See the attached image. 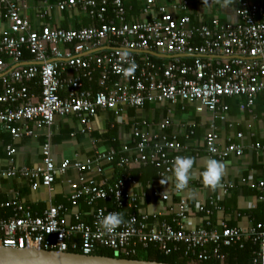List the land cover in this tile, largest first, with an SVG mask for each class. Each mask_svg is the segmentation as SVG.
Masks as SVG:
<instances>
[{
	"label": "built area",
	"instance_id": "2783aa9c",
	"mask_svg": "<svg viewBox=\"0 0 264 264\" xmlns=\"http://www.w3.org/2000/svg\"><path fill=\"white\" fill-rule=\"evenodd\" d=\"M129 1L59 0L56 7L60 12L81 13L91 24L78 29L42 26L34 30L21 14L24 0H0V13L8 25L7 33L0 37L1 132L17 140L33 133L30 124L37 129L51 128L56 117H74L87 128L100 112L119 116L126 108L141 110L146 105L179 101L196 103L219 120L226 118L227 99H243L241 111L253 108L264 93V6L234 0L238 23L213 19L195 28L187 0L172 7L175 13L181 12L179 17L166 6L156 5V0H142L137 19L129 15ZM223 1L207 0V6ZM25 52L30 59L23 58ZM170 124V117L156 128L143 122L133 127L130 146L120 151L97 150L85 162L65 161L56 167L48 142L42 146L38 164L0 169V178L24 179L32 190L39 186L50 190L69 170L80 181L87 175L104 176L109 168L116 174L112 181L105 177L71 194L72 207L78 208L80 202L87 207L71 218L63 206L31 215L18 201L1 203L12 214L0 218V247L83 256L107 249L127 259L151 245L164 255L183 245V257L189 264L209 260L223 264L221 248L243 249L250 243L256 247L250 264H264V223L247 230L225 221L218 227L212 225L213 214L222 211L213 199L196 209L204 226L185 229L184 221L195 210L190 211L184 198L173 202L159 184L173 172L174 158L189 149L188 144L167 138L164 132ZM193 135L194 125L190 124L185 141ZM218 143L219 135L212 127L204 137L207 155L219 161L228 155H243L238 144L219 149ZM252 151H264V146L255 144ZM7 154L14 156L15 149L8 147ZM139 166L157 170L144 188L131 175ZM221 188L226 193L228 185ZM257 189L264 190V183ZM180 193L174 190L175 195ZM259 201L264 210V197ZM156 203L165 205V214L173 216L171 224L152 220L157 214L146 209ZM110 212L121 213L125 223L108 233L100 228V220Z\"/></svg>",
	"mask_w": 264,
	"mask_h": 264
},
{
	"label": "crops",
	"instance_id": "0c3cea01",
	"mask_svg": "<svg viewBox=\"0 0 264 264\" xmlns=\"http://www.w3.org/2000/svg\"><path fill=\"white\" fill-rule=\"evenodd\" d=\"M58 1L24 0L21 14L34 30H40L42 26L78 29L91 24L81 13L60 12L56 7ZM180 1L182 0H156V5L166 6L169 13L179 17L182 15L181 12L175 13L172 7ZM187 1L190 3L188 14L191 25L195 28L208 25L213 19L227 24H236L239 21L234 0H227V3L224 0L212 6H207V0ZM248 2L264 6V0H248ZM128 5L131 8L130 17L137 19L143 1L130 0ZM42 12H46L45 17L39 18L38 15ZM7 30L8 25L0 13V37H3ZM13 67L12 65L10 68ZM33 90L35 93L39 92L38 88ZM225 103L229 107L225 120L215 119L211 113L196 103L188 104L179 101L174 104L146 105L141 110L126 108L119 116L111 112H100L87 128L81 126L74 117H56L51 128L37 129L30 124L29 129L33 133L30 136L23 135L17 140L0 131V169L6 170L12 166L30 167L38 164L42 158V146L48 142L51 145L56 167H60L65 161L85 162L97 150L113 149L111 144L114 140H110L108 135H115L120 148L125 145L130 146L133 127L141 126L140 124L146 122L156 128L159 122L170 117L171 124L164 134L169 139L175 138L181 143L188 144V151L181 156H192L195 163L191 170L188 187L181 191L179 196L174 194L176 189L173 172L167 177L168 184H161L162 181L159 184L163 186L165 192L171 194L173 202H179L180 198H184L187 200L190 211L195 210V215L184 221L185 229L192 230L204 226L203 216L197 214L196 209L201 205H208L213 199L222 207V211L213 214L212 225L218 227L220 221H225L231 227L247 230L258 223L257 218H264V210L259 201L261 197H264V190L257 189L260 182L264 183V151L258 153L252 151L255 144L264 146V93L256 98L251 110L239 109L240 104L244 103L243 99H227ZM190 124L194 125V135L189 141H185ZM212 127L219 135V149L230 143L238 144L243 148L242 156L228 155L224 158L222 161L225 164L224 175L215 189L201 184V173L207 160L215 158L206 154L204 146V137ZM238 135L242 137L238 139ZM8 147L15 149L14 156H8ZM134 171V169L131 171V175ZM115 176L116 174L109 168L104 176L87 175L83 177V181H80L76 172L69 170L55 180L50 190L42 186L32 190L29 183L21 178H0V204L11 200L18 201L29 210L31 215L40 214L50 206H63L68 210L67 218H71L74 213L87 210L83 202H80L78 208L72 207L69 202L71 194L105 177L112 181ZM139 177H141L140 174ZM134 179L141 188H144L149 181L139 182L138 179ZM222 184L228 185L226 193L221 188ZM133 190L136 191V189ZM146 211L157 214L152 220L169 224L172 222L173 216L165 214V205L162 203L150 205ZM11 214L10 209L0 207V218H8Z\"/></svg>",
	"mask_w": 264,
	"mask_h": 264
},
{
	"label": "trees",
	"instance_id": "16d2710c",
	"mask_svg": "<svg viewBox=\"0 0 264 264\" xmlns=\"http://www.w3.org/2000/svg\"><path fill=\"white\" fill-rule=\"evenodd\" d=\"M87 18V17H86ZM88 19V18H87ZM89 20V19H88ZM90 21V20H89ZM23 58L28 60L30 59V56L28 53L23 54ZM112 132L114 130H111ZM110 140H114L112 142L111 146L113 149L120 151V145L115 139V135L111 134L107 136ZM133 172V178H136L139 180V182H146V180H149L154 175H156L157 170L153 168L152 166H139L134 169ZM141 175V177L138 178V175ZM97 208L101 207V204L96 205ZM258 223H264V218H257ZM184 246L179 245V251L172 252L170 255H164L161 253L158 248L154 245L149 246L147 249H139V252L136 256L127 258V259H133V260H144V261H154L159 263H165V264H189V261L187 258L183 257L184 254ZM210 249V248H207ZM256 250V247L251 245L250 243H246L243 249H239L237 247L235 248H221L220 253L225 255V260L223 264H250L252 253ZM78 253V252H75ZM98 256H104V257H110V258H124L126 257L122 255L116 256L114 252L107 249H102L96 253ZM199 264H221L219 261L216 260H209L207 262L199 263Z\"/></svg>",
	"mask_w": 264,
	"mask_h": 264
},
{
	"label": "clouds",
	"instance_id": "9594fccd",
	"mask_svg": "<svg viewBox=\"0 0 264 264\" xmlns=\"http://www.w3.org/2000/svg\"><path fill=\"white\" fill-rule=\"evenodd\" d=\"M227 3V0H225ZM192 156H176L172 165V171L175 178V189L181 192L188 187L191 179V170L194 166ZM225 164L215 158L207 160L206 165L201 173V179L204 185L210 189H215L221 182L224 175ZM167 178L162 180L161 184H168ZM123 216L119 212H110L102 216L100 228L108 233L115 231L119 226L124 224Z\"/></svg>",
	"mask_w": 264,
	"mask_h": 264
},
{
	"label": "water",
	"instance_id": "95a60500",
	"mask_svg": "<svg viewBox=\"0 0 264 264\" xmlns=\"http://www.w3.org/2000/svg\"><path fill=\"white\" fill-rule=\"evenodd\" d=\"M118 256L117 253H115ZM0 264H165L154 261L83 256L78 253H59L45 250H16L0 247Z\"/></svg>",
	"mask_w": 264,
	"mask_h": 264
},
{
	"label": "rangeland",
	"instance_id": "374dc122",
	"mask_svg": "<svg viewBox=\"0 0 264 264\" xmlns=\"http://www.w3.org/2000/svg\"><path fill=\"white\" fill-rule=\"evenodd\" d=\"M205 111H207V110H205ZM208 112V111H207Z\"/></svg>",
	"mask_w": 264,
	"mask_h": 264
}]
</instances>
